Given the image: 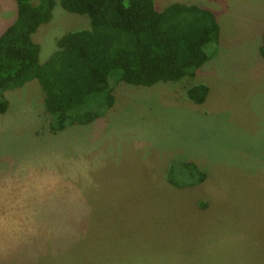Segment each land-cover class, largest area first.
<instances>
[{"label":"rangeland","instance_id":"1","mask_svg":"<svg viewBox=\"0 0 264 264\" xmlns=\"http://www.w3.org/2000/svg\"><path fill=\"white\" fill-rule=\"evenodd\" d=\"M153 1L217 15L219 42L194 78L112 83L99 120L55 135L38 81L5 93L0 264H264V0ZM17 9L0 0V36ZM90 29L55 0L33 36L41 62ZM200 84L210 91L195 105L187 91Z\"/></svg>","mask_w":264,"mask_h":264},{"label":"trees","instance_id":"2","mask_svg":"<svg viewBox=\"0 0 264 264\" xmlns=\"http://www.w3.org/2000/svg\"><path fill=\"white\" fill-rule=\"evenodd\" d=\"M15 1L17 17L0 36V115L9 110L7 91L38 81L53 135L99 120L115 104L112 83L151 88L194 78L210 61L206 48L220 39L215 12L196 4L160 12L153 0H61L67 12L88 16L91 29L60 38L42 63L33 36L52 20L55 0ZM260 54L264 58V37ZM209 91L191 86L187 97L203 105ZM188 166L203 183L205 174Z\"/></svg>","mask_w":264,"mask_h":264},{"label":"crops","instance_id":"3","mask_svg":"<svg viewBox=\"0 0 264 264\" xmlns=\"http://www.w3.org/2000/svg\"><path fill=\"white\" fill-rule=\"evenodd\" d=\"M17 7H18V6H17ZM17 11H18V9H17ZM16 17H17V16H16ZM16 17L14 18L13 22L15 21ZM11 25H12V24H11ZM11 25H10V26H11ZM10 26H9V27H10ZM9 27H8V28H9ZM8 28H7V29H8ZM7 29H6V30H7ZM6 30H5V31H6ZM3 33H4V32H3ZM1 35H2V34H1Z\"/></svg>","mask_w":264,"mask_h":264}]
</instances>
